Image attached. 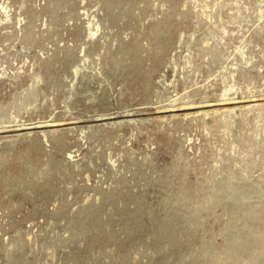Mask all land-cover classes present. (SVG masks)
Masks as SVG:
<instances>
[{"label":"rangeland","instance_id":"obj_1","mask_svg":"<svg viewBox=\"0 0 264 264\" xmlns=\"http://www.w3.org/2000/svg\"><path fill=\"white\" fill-rule=\"evenodd\" d=\"M0 125V264H264V0H0Z\"/></svg>","mask_w":264,"mask_h":264},{"label":"bare ground","instance_id":"obj_2","mask_svg":"<svg viewBox=\"0 0 264 264\" xmlns=\"http://www.w3.org/2000/svg\"><path fill=\"white\" fill-rule=\"evenodd\" d=\"M23 103V102H22ZM30 103V102H29ZM26 104V103H25ZM24 104V105H25ZM28 105L30 106V104H27V107H28ZM32 105V104H31ZM34 105V104H33ZM26 109V108H25ZM28 109V108H27ZM56 119H62V118H60L59 116H54V117H52L50 120H56ZM36 120H38V119H36ZM48 120V119H47ZM2 121H5V120H2ZM48 122V121H47ZM43 123V122H42ZM59 123V122H58ZM26 124V125H25ZM28 124H30V122H20V123H15V125H18L17 127H18V134L17 135H15V136H23V135H26V134H29L31 131L30 130H27L26 131V129H25V131L24 130H22V128H24V127H19V126H27ZM4 125H7V124H4ZM56 125V124H55ZM0 126H3V125H0ZM64 128H56V129H54V131H59V130H63ZM70 129V128H69ZM49 131H50V133L52 132L51 130H48V129H46V128H43V130H42V133H43V135L45 136V137H47V136H49ZM83 134L85 135V132H86V130L85 129H83ZM55 133V132H54ZM53 135V134H52ZM14 140V139H13ZM75 155L76 154H74V153H70V155H69V157L70 158H72V157H75Z\"/></svg>","mask_w":264,"mask_h":264}]
</instances>
